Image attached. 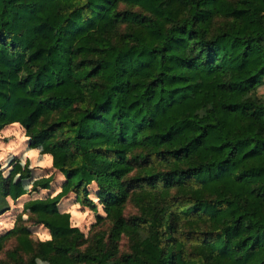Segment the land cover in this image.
Returning <instances> with one entry per match:
<instances>
[{"label": "trees", "instance_id": "16d2710c", "mask_svg": "<svg viewBox=\"0 0 264 264\" xmlns=\"http://www.w3.org/2000/svg\"><path fill=\"white\" fill-rule=\"evenodd\" d=\"M263 84L264 0H0V129L65 177L25 205L50 239L15 225L0 253L15 236L16 264H264ZM4 172L0 217L25 193ZM94 184L112 225L87 245L59 203L96 210Z\"/></svg>", "mask_w": 264, "mask_h": 264}, {"label": "rangeland", "instance_id": "374dc122", "mask_svg": "<svg viewBox=\"0 0 264 264\" xmlns=\"http://www.w3.org/2000/svg\"><path fill=\"white\" fill-rule=\"evenodd\" d=\"M259 92L264 99V84L259 88ZM26 135L25 128L20 124L8 125L0 129V162L5 166V176H11L14 183L17 185L21 184L25 192L17 200H11V210L0 217V235L13 229L15 225H19L26 227L29 231V237L37 242L38 240L50 239V231L44 225L36 223L34 216L25 210V205L33 199L59 194L62 190L65 177L53 167L52 162L48 163L43 161L44 155L41 153V148H39L38 154H29L26 150L24 151L28 139ZM29 143L32 145L30 140ZM23 145L25 147L21 148ZM28 166L31 169V177L20 180L19 174ZM46 177L53 179L51 188L32 191L33 182ZM90 190V196L97 204L96 210L79 203L76 194L73 192L63 196L59 203V209L62 212H69L73 225L80 227L84 232L88 241L87 245L98 232L107 231L112 225L110 220L106 219L104 207L99 203V199L97 198V186L95 184L92 185ZM137 214L138 209L133 203H128L125 209V215L130 217ZM98 216L103 217L105 220L98 222ZM16 246V237H11L0 253V264H16L18 262L11 260L8 255V252L12 251ZM122 247L123 251L129 249L127 237L122 240ZM19 258L25 259L26 256L20 253ZM39 263L48 264L46 262Z\"/></svg>", "mask_w": 264, "mask_h": 264}]
</instances>
